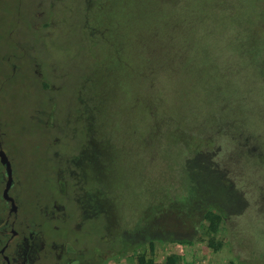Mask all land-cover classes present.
<instances>
[{
	"label": "rangeland",
	"instance_id": "obj_1",
	"mask_svg": "<svg viewBox=\"0 0 264 264\" xmlns=\"http://www.w3.org/2000/svg\"><path fill=\"white\" fill-rule=\"evenodd\" d=\"M263 20L264 0H0V140L28 235L12 264H87L126 240L103 264H264ZM197 150L246 201L217 250L191 215Z\"/></svg>",
	"mask_w": 264,
	"mask_h": 264
},
{
	"label": "trees",
	"instance_id": "obj_2",
	"mask_svg": "<svg viewBox=\"0 0 264 264\" xmlns=\"http://www.w3.org/2000/svg\"><path fill=\"white\" fill-rule=\"evenodd\" d=\"M264 21V20H263ZM262 21V26H263ZM264 33V31H263ZM264 39V36H263ZM264 42V40H263ZM260 51H264V45L260 48ZM240 136H237L233 139V142L238 141ZM214 143L210 144L213 145ZM216 152V151H215ZM211 151H196L192 157L187 159V175L190 173H197L199 167H202V177L199 179L189 177V180L193 181L195 185H203L206 187L207 197L201 196L199 199L194 200V206H192V217L194 218V223L198 227L205 226V232L209 236L208 245L217 250L221 247L222 242L214 238L213 234L218 232L219 225L223 222H228L229 218L234 215H239L242 213V209L237 207V204L241 202L246 206V201L243 196V191L239 186H236L235 180L227 175V171L224 168H219V162L211 160ZM207 171H210L211 175ZM68 176L69 173H68ZM211 176L213 179L207 181L205 178ZM76 181L75 178L71 177L69 180L70 189L74 188L70 184L71 180ZM68 182V178H67ZM206 182H210L209 185H206ZM236 203V204H234ZM234 204V208H231V205ZM230 239V238H227ZM170 241L181 243L190 242L187 238H178L172 236ZM139 241H135V244ZM134 245L132 241H124L116 247L110 248V257L104 256L101 257V252L97 256V259L90 260L87 264H103L106 258L113 259L115 253H126L128 247ZM133 249V248H131ZM132 264H161L157 262L150 255L146 254L144 251H135L134 254H129ZM179 256H169L167 259V264H178ZM229 264H235L230 262Z\"/></svg>",
	"mask_w": 264,
	"mask_h": 264
},
{
	"label": "flooded vegetation",
	"instance_id": "obj_3",
	"mask_svg": "<svg viewBox=\"0 0 264 264\" xmlns=\"http://www.w3.org/2000/svg\"><path fill=\"white\" fill-rule=\"evenodd\" d=\"M0 148L3 149V151L6 153L8 159L10 160V166H11V170H12V183H11V185L7 191V194L10 198H12V200L14 201V203L16 205V208L14 210L12 208V201L9 199H6L3 195L6 180H7V175H6L5 166L0 160V244H1L0 245V260H1V262L3 261L4 264H12V259H10V257L12 258V255H10V253H12L14 251H18L20 236H22L21 242H20L22 244V243H24L23 241L27 238L28 235H26L24 233L20 235V231H19L18 226H17V224L19 223L18 206L16 204V197L17 196H16V192H15V188L17 186V178L14 175L15 172H14V167L12 165V161L8 155L7 150L2 145L1 140H0ZM59 181L61 182L59 184L60 185L59 190H60V192H64L65 187H67L66 186L67 182L65 180L63 181L61 179ZM64 185H65V187H64V189H62V187ZM23 211H24V209H23ZM38 211L42 212V208L40 207V205H38ZM17 218H18V220H17ZM24 219H25V221L23 222V224H25V222H27L29 224L28 219H26V217ZM30 219H31V217H30ZM46 220L49 223V226H51L53 228L57 227V225H55L54 223H51V220H48V219H46ZM54 235L56 236V234H54ZM63 237H65V236L61 235L60 237H56V239H60ZM66 238H68V237H66ZM52 239L54 240V237ZM49 241H51V240L47 239L46 242L48 243ZM64 255H66V254H64ZM72 255H73V253H72ZM61 258L64 259L62 264H68L70 262L69 260L74 259V257H71V256L70 257L69 256L68 257L63 256ZM56 261L57 260H54L55 264H56ZM74 262H75V260H74ZM30 263L31 262L26 263V264H30ZM13 264H17V263L14 262ZM57 264H61L60 259H59V262L57 261Z\"/></svg>",
	"mask_w": 264,
	"mask_h": 264
},
{
	"label": "water",
	"instance_id": "obj_4",
	"mask_svg": "<svg viewBox=\"0 0 264 264\" xmlns=\"http://www.w3.org/2000/svg\"><path fill=\"white\" fill-rule=\"evenodd\" d=\"M0 160L5 166L6 175H7V180H6L3 195L6 199H9L12 201V208L15 210L16 205H15L14 201L12 200V198H10L7 194V191H8V189L12 183V170H11V166H10V160L8 159L6 153L1 148H0Z\"/></svg>",
	"mask_w": 264,
	"mask_h": 264
},
{
	"label": "crops",
	"instance_id": "obj_5",
	"mask_svg": "<svg viewBox=\"0 0 264 264\" xmlns=\"http://www.w3.org/2000/svg\"><path fill=\"white\" fill-rule=\"evenodd\" d=\"M159 245L161 246V245H163V244H158V243H156L154 246H155V249H157L158 247H159Z\"/></svg>",
	"mask_w": 264,
	"mask_h": 264
}]
</instances>
